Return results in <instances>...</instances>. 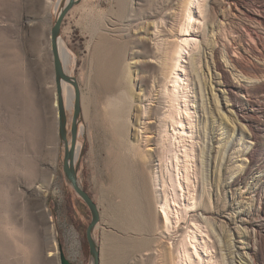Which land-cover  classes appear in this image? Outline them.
Returning a JSON list of instances; mask_svg holds the SVG:
<instances>
[{
    "label": "rangeland",
    "instance_id": "rangeland-1",
    "mask_svg": "<svg viewBox=\"0 0 264 264\" xmlns=\"http://www.w3.org/2000/svg\"><path fill=\"white\" fill-rule=\"evenodd\" d=\"M58 2L0 0V264H60V246L74 264H93L92 214L63 171L51 37ZM166 2L150 17L158 0H80L62 24L81 94L79 179L100 210L101 264H177L194 224L209 249L190 245L192 264H232L235 254V264H264V0H197L203 14L194 6L189 33L185 0ZM181 38L196 44L177 68L192 121L183 127L167 102ZM73 116L67 108L69 142ZM175 155H194L195 207L170 235L155 178L183 206Z\"/></svg>",
    "mask_w": 264,
    "mask_h": 264
},
{
    "label": "bare ground",
    "instance_id": "bare-ground-1",
    "mask_svg": "<svg viewBox=\"0 0 264 264\" xmlns=\"http://www.w3.org/2000/svg\"><path fill=\"white\" fill-rule=\"evenodd\" d=\"M59 1L60 2L58 3L60 5L63 2V0H59ZM66 1L68 2V0ZM166 1H170V0H165V3H167ZM198 1H200L201 3L204 0H198ZM160 4L164 5L163 0H158L157 5L151 11H149L147 15H149L150 17L156 16V14H158L159 9L161 7ZM194 6L198 10H200V13L203 14V10H202L203 6L202 4L197 5V0H185L184 20H183V24L181 25L182 33H189L191 29H194L195 27H197V24L195 23V12H194L195 7ZM213 9L214 7L212 8V10ZM180 41L181 42H178L176 45V49L174 53L173 70L170 74L171 76H169V80L171 81L173 86L169 90L167 89L166 90L168 91V99H169V101L167 102H169L170 104V112L168 114V118L171 120L173 125L179 124V125H182L183 127V123L185 121H187L190 125H192V121H191V115H190V108L188 106V90H187L188 86L183 84V80H181L179 73L177 71V68L180 67V60L183 57L184 51L186 49H189L188 47H193L196 44L195 42H193V40L191 41L190 39H187V38L182 39ZM59 50H60V57L63 62L65 71L67 72V74H70L67 70V63H68V60L71 59V56H72L71 51L70 49L62 45L61 41L59 42ZM260 59L264 61L263 54L260 55ZM235 63L237 67L239 68L242 75L249 76V73H250L249 72L250 69H248L249 67L247 68L246 65H243L242 63H237V62ZM246 81L248 80H245V82ZM62 89H63V99L65 102V106L67 108L73 107L74 100H75L74 86L63 82ZM57 99H58V94H57ZM181 114L183 115L186 114L188 117H185V118L183 117L182 119ZM181 130H184V128H181ZM79 152H80V147H77V156L79 155ZM193 158H194V155H175L172 160L173 162L171 164L174 169V177L172 179V182L174 183V185H176L181 190L179 192V196L184 197L185 199V203L183 204V206H181L180 203L176 201L175 197L170 192H168V190L166 189V186L169 188L168 183L165 184V181L163 182L158 176L155 178L156 186L160 189V199L158 202V209L160 213L162 214V217L164 220V229L166 233L170 235L174 234V232L177 229V226L181 223L183 219H185V217L182 215V212H185L186 214H188L195 207V204H194L195 197L193 194L194 187H193V177H192L194 174ZM167 166H169V163H167ZM204 232H205L204 228L197 224L189 226L186 229L185 235H184V241L182 242L177 252V264H192V254L189 249L190 245H192L195 248V252H197L199 247L200 248L209 247L208 241H206L204 244L200 242L205 239L204 236L201 237V235H203ZM52 240L53 241L55 240L54 234L52 235ZM234 251H232V253H234ZM57 252L58 251L55 248V254L51 253L50 257L57 255ZM237 256L238 255L235 254V257ZM235 257L234 255L232 256V260H231L232 264L236 263ZM250 263L255 264V261L253 258H250Z\"/></svg>",
    "mask_w": 264,
    "mask_h": 264
},
{
    "label": "water",
    "instance_id": "water-1",
    "mask_svg": "<svg viewBox=\"0 0 264 264\" xmlns=\"http://www.w3.org/2000/svg\"><path fill=\"white\" fill-rule=\"evenodd\" d=\"M80 2V0L63 1L61 12L52 28V52L54 56L55 80L58 94V118H59V138L65 146V154L63 159V171L68 184L73 188L75 193L89 208L92 214V220L87 228V241L90 249V256L93 264H101V252L94 232L101 221V215L98 205L95 203L89 192L85 190L79 179L80 160L77 156V139L79 131V122L81 119V94L78 81L75 77L67 74L63 62L60 57L59 42L61 38L62 24L67 14ZM63 82L71 84L75 88L74 116L71 126V142L68 140V117L67 107L63 99ZM60 264H74L71 262L63 248L60 246L59 255Z\"/></svg>",
    "mask_w": 264,
    "mask_h": 264
},
{
    "label": "trees",
    "instance_id": "trees-1",
    "mask_svg": "<svg viewBox=\"0 0 264 264\" xmlns=\"http://www.w3.org/2000/svg\"><path fill=\"white\" fill-rule=\"evenodd\" d=\"M85 190L88 192V190L85 188Z\"/></svg>",
    "mask_w": 264,
    "mask_h": 264
}]
</instances>
